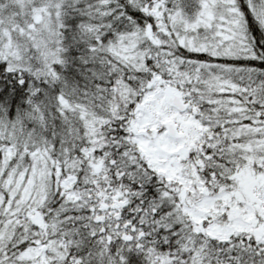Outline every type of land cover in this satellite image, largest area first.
<instances>
[{
  "label": "snow or ice",
  "instance_id": "6c2138e0",
  "mask_svg": "<svg viewBox=\"0 0 264 264\" xmlns=\"http://www.w3.org/2000/svg\"><path fill=\"white\" fill-rule=\"evenodd\" d=\"M0 264H264V0H0Z\"/></svg>",
  "mask_w": 264,
  "mask_h": 264
}]
</instances>
